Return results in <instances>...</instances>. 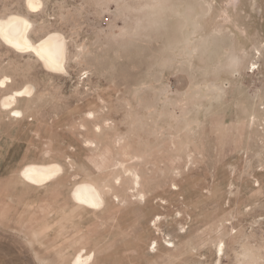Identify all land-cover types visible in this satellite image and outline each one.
Here are the masks:
<instances>
[{"label": "rangeland", "instance_id": "rangeland-1", "mask_svg": "<svg viewBox=\"0 0 264 264\" xmlns=\"http://www.w3.org/2000/svg\"><path fill=\"white\" fill-rule=\"evenodd\" d=\"M38 1L0 0L66 43L0 35V264H264V0Z\"/></svg>", "mask_w": 264, "mask_h": 264}, {"label": "bare ground", "instance_id": "bare-ground-1", "mask_svg": "<svg viewBox=\"0 0 264 264\" xmlns=\"http://www.w3.org/2000/svg\"><path fill=\"white\" fill-rule=\"evenodd\" d=\"M28 2L34 6L39 3L38 0H28ZM30 26L31 22L28 18L18 14H12L0 19V35L6 41L20 49L34 50L48 68L63 70L66 60V43L63 35L58 32H53L43 38L39 43H35L28 35ZM31 90L32 87L28 86L24 92H30ZM14 102V96H7L3 99L4 106L12 105ZM14 111L16 113L22 112L20 109H15ZM59 170L60 166L52 163L28 164L23 169V175L31 182L41 184L47 180L50 181L52 176L54 178V175ZM72 195L77 202L91 207H98L103 205L104 202V196L92 182L77 183L74 186ZM89 258L91 257L83 258L79 256L77 262L86 263Z\"/></svg>", "mask_w": 264, "mask_h": 264}, {"label": "snow or ice", "instance_id": "snow-or-ice-1", "mask_svg": "<svg viewBox=\"0 0 264 264\" xmlns=\"http://www.w3.org/2000/svg\"><path fill=\"white\" fill-rule=\"evenodd\" d=\"M14 115H19V113H14Z\"/></svg>", "mask_w": 264, "mask_h": 264}]
</instances>
